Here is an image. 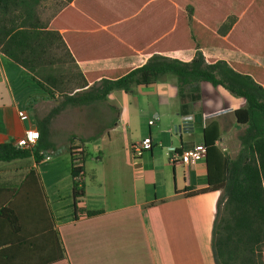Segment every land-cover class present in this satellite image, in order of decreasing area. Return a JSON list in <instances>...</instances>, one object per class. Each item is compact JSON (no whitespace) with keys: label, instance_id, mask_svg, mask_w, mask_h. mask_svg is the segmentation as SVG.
I'll list each match as a JSON object with an SVG mask.
<instances>
[{"label":"crops","instance_id":"1","mask_svg":"<svg viewBox=\"0 0 264 264\" xmlns=\"http://www.w3.org/2000/svg\"><path fill=\"white\" fill-rule=\"evenodd\" d=\"M75 1L99 20L114 21L119 16L128 17L143 0H69L67 5ZM106 54L107 49L97 47L91 55L95 59L79 63V69L88 73L127 68L101 66L113 60L150 58L104 59ZM203 54L206 58L240 63H246L245 59L252 61L254 57L218 48L204 49ZM260 64L259 61L255 65L262 66ZM32 76L0 51V145H18L28 130L39 131L38 120L43 119V105L48 100ZM176 84L175 79H167L135 88L134 93L136 89L160 93L154 110L140 106L134 93L123 91L125 95H132V99L125 101L122 107L110 102L117 91L108 96L105 102L108 114L115 112L116 117L109 121L108 114L93 115L92 123L99 125L100 131L87 135L86 142H81L83 138H73L85 154L86 195L76 204L71 144L67 146L69 152L67 160L64 158L63 171L58 157L54 156L56 152L46 153L40 163L34 157L0 162V209L12 204L11 215H8L13 216L18 226L12 229L8 217L3 221L0 242L8 244L4 249L10 250V256L0 258L1 262L216 264L212 237L221 191L185 195V192L209 188L208 163L205 158L184 165L178 157L204 144L206 128L217 122L220 137L215 145L224 156L235 160L242 149L239 134L247 128L237 122L235 112L245 108L247 102L223 87L202 84L200 100H187V114H181L180 96L176 98L172 94ZM184 118H189L190 127L179 134L174 128ZM52 133L56 145L58 137L54 131ZM148 137L152 139V149L134 160L133 145ZM91 138L96 139L89 141ZM32 173L35 176H31ZM24 182L28 184L22 188ZM77 208L103 213L91 218L79 215L75 220ZM60 238L67 257L53 263L58 258V247L55 252L54 245H58ZM12 242L16 244L10 245Z\"/></svg>","mask_w":264,"mask_h":264},{"label":"trees","instance_id":"2","mask_svg":"<svg viewBox=\"0 0 264 264\" xmlns=\"http://www.w3.org/2000/svg\"><path fill=\"white\" fill-rule=\"evenodd\" d=\"M127 16L99 20L75 1L46 24L28 0H0L1 53L31 72L47 98L62 100V108L38 120V145L24 149L1 144L0 162L34 157L40 163L46 153L56 152L53 120L65 107H92L106 102L113 91L132 94L136 87L171 77L179 88L181 114H187L186 101L200 100L202 84L223 87L247 102L235 112L237 122L247 127L238 137L241 152L235 160L224 156L215 145L220 137L218 123H211L204 143L209 188L185 195L221 191L212 237L216 264H264V67L203 54L204 49L218 48L264 59V0H143ZM97 47L107 49L104 59L150 58L139 67L82 72L78 64L95 59L91 55ZM189 51L195 52L191 61L169 56ZM67 59L77 72L58 74L56 66L65 65ZM70 155L76 204L86 195L85 154L71 147ZM11 207L0 209L1 229L6 217L12 229L18 227L9 216ZM102 213L77 208L75 220L79 215L91 218ZM6 245L0 242V258L10 256ZM57 247L53 263L67 257L61 238L55 252Z\"/></svg>","mask_w":264,"mask_h":264},{"label":"rangeland","instance_id":"3","mask_svg":"<svg viewBox=\"0 0 264 264\" xmlns=\"http://www.w3.org/2000/svg\"><path fill=\"white\" fill-rule=\"evenodd\" d=\"M28 2L35 4L36 9L38 10L39 17L42 19L44 23H50V21L57 15L59 11H61L68 3L69 0H28ZM172 58H178L183 61H191L194 57V52H178L169 55ZM249 59H251V56ZM237 59V58H235ZM255 59V60H254ZM257 59V60H256ZM147 58L139 57L132 60L128 59H120V60H113L108 62L101 67L103 68H114V67H139L140 65L146 63ZM246 63L248 64H259L264 66V59L254 58L253 60L245 59ZM93 67V66H92ZM81 68V67H80ZM89 64H87V70L89 69ZM55 70H57L58 74H74L77 72V67L70 63L69 59H67V63L65 65H57ZM167 79H172L171 77ZM166 79V80H167ZM174 79V78H173ZM176 81V79H175ZM155 93L152 90H145V89H136L134 95L137 100H139L140 106H147L151 107L152 110L156 109L154 106H158L160 101V93ZM111 97L110 102L122 107L125 101L132 99V95H125L123 91H117ZM173 97L177 98L179 94V88L176 84V88L172 91ZM159 95V96H158ZM157 96V97H156ZM172 96V95H171ZM161 95V99H162ZM48 103H44V113L41 118L48 116L54 109L62 108V100L56 99L52 100L47 98ZM124 101V102H122ZM108 105L105 102L97 103L92 107L86 108H73V107H65L58 116L53 121V131L56 137H58V142L56 141V146L59 147L56 151L55 157H58V162H60V169L63 171L64 169V158H68L67 154L69 149L67 148L68 145L71 144V147L80 148L78 141L73 139L74 137H79L80 139L83 138L87 139V135L95 134L100 131L101 127L97 124L92 123V116L93 115H107L109 109L107 108ZM116 117V113H109L108 120H112ZM70 138V139H69ZM82 142V140H81Z\"/></svg>","mask_w":264,"mask_h":264},{"label":"built area","instance_id":"4","mask_svg":"<svg viewBox=\"0 0 264 264\" xmlns=\"http://www.w3.org/2000/svg\"><path fill=\"white\" fill-rule=\"evenodd\" d=\"M153 124V121L150 122ZM40 140V132L37 129H30L26 132L25 138L18 143V146L24 149L35 148ZM153 142L151 138H145L141 142L133 145L132 157L137 160L142 157L143 153L152 149ZM207 148L204 144H199L192 149L184 151L179 157L178 161L184 165L195 163L206 158ZM50 160V157L46 158Z\"/></svg>","mask_w":264,"mask_h":264},{"label":"water","instance_id":"5","mask_svg":"<svg viewBox=\"0 0 264 264\" xmlns=\"http://www.w3.org/2000/svg\"><path fill=\"white\" fill-rule=\"evenodd\" d=\"M188 119L189 118H184L181 124L176 125L175 128H174L175 132H177L179 134L182 133V132H187V129H189V127H190L187 124V120Z\"/></svg>","mask_w":264,"mask_h":264}]
</instances>
